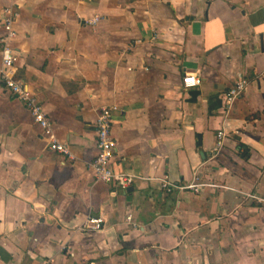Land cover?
I'll return each instance as SVG.
<instances>
[{
    "label": "crops",
    "instance_id": "obj_1",
    "mask_svg": "<svg viewBox=\"0 0 264 264\" xmlns=\"http://www.w3.org/2000/svg\"><path fill=\"white\" fill-rule=\"evenodd\" d=\"M8 6L16 78L73 157L0 79V264H264V0H0V37ZM187 74L201 85L185 89ZM113 106L111 166L138 177L129 191L90 168ZM196 173L217 187L160 188ZM90 217L102 231L83 230Z\"/></svg>",
    "mask_w": 264,
    "mask_h": 264
},
{
    "label": "built area",
    "instance_id": "obj_2",
    "mask_svg": "<svg viewBox=\"0 0 264 264\" xmlns=\"http://www.w3.org/2000/svg\"><path fill=\"white\" fill-rule=\"evenodd\" d=\"M19 16V12L14 6H8L3 10V17L1 20L4 33L0 37V79L4 84V88L11 95L23 102L28 110L33 115L35 122L39 125L42 132L48 139V147L50 150L57 152L63 156L72 159V154L64 144H61L53 130V123L51 119L45 114L42 108V102L33 94L28 86L22 80L16 78V65L19 57L16 55L12 44L16 39V32L14 30V23ZM100 20L99 16L86 20L85 23L90 26L96 25ZM185 89L195 88L201 85V78L196 74H187L182 80ZM249 83L247 81H240L235 86L230 88L225 94V114L228 116L235 104V102L244 94ZM117 111L115 106L104 107L100 110L98 118L95 122V134L97 138L98 153L95 160L90 164L96 182L105 184H115L118 188L126 191L138 179L132 174H121L113 171L111 161L117 151L116 141L112 135L113 129V115ZM227 133L222 129L217 134V145L214 150L219 154L225 145ZM217 187L215 185L201 182L198 174H194L192 179L187 183L172 182L169 178L164 177L160 180V188L166 194L175 191H191L195 194H200L204 188ZM264 206V198H256ZM126 222L134 225L132 214L126 215ZM104 219L99 217H90L86 220L83 230L87 232H100L104 228Z\"/></svg>",
    "mask_w": 264,
    "mask_h": 264
},
{
    "label": "water",
    "instance_id": "obj_3",
    "mask_svg": "<svg viewBox=\"0 0 264 264\" xmlns=\"http://www.w3.org/2000/svg\"><path fill=\"white\" fill-rule=\"evenodd\" d=\"M135 183V182H134ZM132 187V186H131ZM131 187L129 188L131 190ZM129 189L127 191H129Z\"/></svg>",
    "mask_w": 264,
    "mask_h": 264
}]
</instances>
